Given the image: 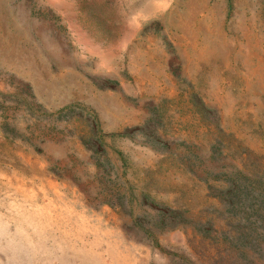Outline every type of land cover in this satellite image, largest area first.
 Returning <instances> with one entry per match:
<instances>
[{
    "label": "rangeland",
    "instance_id": "rangeland-1",
    "mask_svg": "<svg viewBox=\"0 0 264 264\" xmlns=\"http://www.w3.org/2000/svg\"><path fill=\"white\" fill-rule=\"evenodd\" d=\"M262 171L264 0H0V264H206Z\"/></svg>",
    "mask_w": 264,
    "mask_h": 264
},
{
    "label": "trees",
    "instance_id": "trees-1",
    "mask_svg": "<svg viewBox=\"0 0 264 264\" xmlns=\"http://www.w3.org/2000/svg\"><path fill=\"white\" fill-rule=\"evenodd\" d=\"M217 197L227 229H219L223 243L206 264H264V171L228 176Z\"/></svg>",
    "mask_w": 264,
    "mask_h": 264
}]
</instances>
